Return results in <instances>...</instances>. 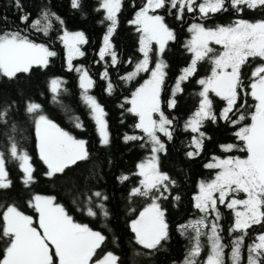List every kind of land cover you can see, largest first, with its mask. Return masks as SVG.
Here are the masks:
<instances>
[{
	"label": "snow or ice",
	"instance_id": "6c2138e0",
	"mask_svg": "<svg viewBox=\"0 0 264 264\" xmlns=\"http://www.w3.org/2000/svg\"><path fill=\"white\" fill-rule=\"evenodd\" d=\"M86 2L68 0L69 9L86 16ZM12 3L19 11L18 18L25 25V31L0 30V79L14 81L20 74H30L34 69H48L58 52L47 43H38L27 33L35 31L48 36L55 30L56 39L65 49L67 71L79 74L81 99L94 122L98 144L110 148L108 113L97 98L89 94L95 81L83 65L73 64L87 54L84 50L89 44L86 33L68 30L66 20L47 0L37 9L36 16L23 9L21 0H12ZM127 6L134 9L127 24L138 34L137 52L142 58L137 57L133 70L120 79L132 83L141 74H148L120 104L121 109L136 118L133 134L125 133L123 143H135L147 151L136 164L135 172L115 177L121 185L130 181L131 176L138 177L127 195L128 210L134 214L128 222L132 233L130 252L133 253L129 264H138L136 257L155 256L171 239L163 201L171 197L178 202L181 197L173 194L178 180L161 166L162 156L168 153V143L178 134V119L166 109L177 108L178 97L185 91L183 84L196 76L198 64L205 61L211 64V70L209 75L196 80L200 90L195 94L198 99L194 112L182 125V131L190 135L182 155L188 160L199 157L206 142L211 140L204 130L208 122L215 125L223 121L235 129L233 135L240 143L220 147L225 153L238 151L246 156H213L204 165L215 174L210 180H200L198 191L192 197L194 209L201 214L199 218L177 225V232L187 236L191 245L179 264H264V18L244 17L246 11L264 12V0H139V3L127 0ZM125 7L126 0H94L91 9L105 28L97 63L105 62L100 78L108 81L105 90L109 95L115 91L109 67L124 63L113 37ZM230 10L234 17L228 22L216 23L213 19ZM188 14L193 16L191 22L187 20ZM167 16H173L181 24L187 23V32L191 34L183 47L192 58L171 86L167 82L166 54L170 42H176L178 37L167 23ZM208 22L212 26H208ZM127 63L132 64L133 60L130 58ZM246 67H250L247 73L244 72ZM65 83L59 77L48 82L51 99L61 106ZM165 92L168 95L162 98ZM214 98L223 101L220 109L215 108ZM65 112L74 128L86 131L79 116L67 109ZM18 115L31 117L37 156L45 166V177L66 176L68 170L80 163L92 161L89 141L54 122L45 114L40 102L29 96L0 97V129L3 130L0 132L3 139L0 145V264H124L119 254L107 249L109 236L105 231L78 222L55 195L29 192L26 200V207L38 214V227L42 232L33 226V216L26 214L19 203L4 199L14 187L10 163L20 174L18 179L24 189H31L37 181L33 157L16 137ZM137 130L140 134H136ZM108 163L106 158L104 167ZM93 174L99 179L102 169ZM72 196L71 203L76 210L92 219L102 217L105 222L110 221V196L104 191L74 185ZM135 200L144 201L142 209L132 206ZM221 206L232 214L227 243ZM204 238L209 251L201 260ZM118 240L117 237L112 242L118 246ZM227 249L230 251L226 252Z\"/></svg>",
	"mask_w": 264,
	"mask_h": 264
},
{
	"label": "trees",
	"instance_id": "16d2710c",
	"mask_svg": "<svg viewBox=\"0 0 264 264\" xmlns=\"http://www.w3.org/2000/svg\"><path fill=\"white\" fill-rule=\"evenodd\" d=\"M44 2L45 0H21L23 9L30 12L33 16L37 15V9ZM47 2L66 20L68 30H83L89 38V44L84 46V50L87 53L86 56L74 60L73 64L76 66L83 65L95 81V86L89 90V94L94 95L108 113L106 119L109 121L112 143L111 147L107 149L102 148L98 144L94 122L91 119L88 108L81 99L79 74L67 71L65 49L59 40L56 39L58 33L54 30L48 36H44L42 33L28 31L27 34L31 38L35 39L38 43L49 44L58 52V56L53 58L48 69H34L30 74H20L19 78L14 81L0 79V97L19 98L29 96L40 102L43 105L45 114L49 115L54 122L78 138H84L89 141L92 161L80 163L78 166L68 170L66 176H57L52 179L45 177L43 175L45 166L37 156L31 117L26 119L23 115H18L16 119V137L18 142L26 147L33 157L37 181L32 185L31 189H24L18 179L20 174L17 172L15 165L10 163V175L14 181V187L7 193L4 199L16 201L26 214L32 215L36 219L38 214L34 213L31 208L26 207L29 192L32 194L55 195L58 201L65 205L78 222L87 223L96 230H104L105 234L109 236L107 249L115 251L122 257L124 264H129V258L133 253L130 252L132 245L129 243V240L132 233L128 228V222L131 218H134V214L128 210L129 201L127 195L129 189L137 183L138 177L131 176L130 181L122 185L116 181L115 177L122 173L131 174L135 172L136 164L147 155L146 149L139 148L135 143L125 144L122 141L125 133L133 134L132 125L136 121V118L125 112L124 109H121L120 104L124 103L125 97L130 96L134 87L138 86L148 76V74H141L132 83H127L120 79L121 76L133 70L137 57L142 58V54L137 52L138 34L127 24V21L133 15L134 9L127 6L126 0V7L120 14L119 28L113 37L119 57L124 63L116 67H109L111 82L115 88L114 93L109 95L105 90L108 81L100 78L104 71L105 62L101 61L97 63L99 60L97 53L99 47L102 46V34L105 28L99 23L100 17L91 11L94 0H87L85 4V8L88 10L86 16L73 13L69 9L68 0H47ZM137 3H139V0H137ZM4 17H6V20L3 19ZM18 17L19 11L14 7L12 0H0V30L25 31V25L21 23ZM233 17L234 14L230 10L228 13L217 14L213 19L216 23H222L228 22ZM244 17L252 20L264 18V12L246 11ZM166 20L169 26L176 30L178 37L176 42H170L166 54L169 64L167 82L171 86L175 78L181 74V69L187 66L192 58V54L183 47L184 42L190 39L191 34L187 32V23L181 24L173 16H167ZM187 20L189 22L193 20L192 14H188ZM208 26H212V23L208 22ZM213 47L219 49V46L213 45ZM130 58L133 60L132 64L127 63ZM251 66L254 67L255 64ZM210 70L211 64L209 62H200L196 76L183 84L185 91L178 97L179 103L177 108L174 110L166 109V111L178 119V134L173 142L168 143V153L166 156H162L161 166L163 170L178 180V186L173 189V194H179L181 199L177 202L170 197L168 200L163 201V207L167 209V219L170 224V241L155 256L136 257L138 264H173V261L179 264L191 245L187 236H182L177 232V225L199 218L201 214L194 209L192 197L198 191V182L200 180H210L215 174L214 170H209L204 165L213 156L222 158L227 155L246 156V153L238 151L225 153L220 147V145L227 143H240L233 135L235 129L223 121L215 125L208 122L204 130L211 136V140L206 142L204 150L199 157L194 160H188L182 155L186 150L185 144L190 139V135L182 131V125L184 120L189 118L194 112L198 99L195 94L200 90V86L196 83V80L209 75ZM249 71L250 67L244 69L245 73ZM56 77L66 81L62 86L66 91L60 97L62 106L51 99L52 94L48 90V82ZM167 95L168 92L163 93L162 98ZM249 102L251 103L252 101L249 99ZM214 104L216 109H220L223 101L219 98H214ZM65 109L80 117L86 131H81L72 126ZM2 131L0 129V132ZM136 134H140L138 130ZM2 143L3 139L0 138V145ZM106 158L109 163L107 167H104ZM99 169H102L103 174L97 179L93 173ZM74 185L92 187L108 194L110 196L109 204L112 211L110 221L105 222L102 217L92 219L76 210V206L71 203ZM132 206L140 210L144 206V201L135 200ZM221 211L224 213L221 223L224 226L225 243H227L229 240L228 228L232 222V214L230 210H225L222 206ZM256 230L259 231L260 229L257 228ZM117 237L119 238L118 246L112 242ZM204 245L200 257L201 260L206 258L209 251L206 238H204ZM228 251L230 249L226 250V252Z\"/></svg>",
	"mask_w": 264,
	"mask_h": 264
},
{
	"label": "rangeland",
	"instance_id": "374dc122",
	"mask_svg": "<svg viewBox=\"0 0 264 264\" xmlns=\"http://www.w3.org/2000/svg\"><path fill=\"white\" fill-rule=\"evenodd\" d=\"M34 219V218H33ZM34 227H37L38 231H41L42 232V229H39L38 227V216L36 219H34V224H33Z\"/></svg>",
	"mask_w": 264,
	"mask_h": 264
}]
</instances>
